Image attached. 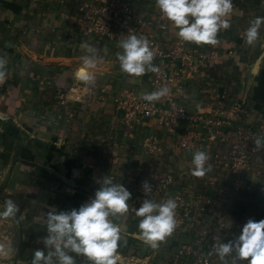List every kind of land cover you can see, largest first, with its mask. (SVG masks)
Masks as SVG:
<instances>
[{"label": "crops", "instance_id": "1", "mask_svg": "<svg viewBox=\"0 0 264 264\" xmlns=\"http://www.w3.org/2000/svg\"><path fill=\"white\" fill-rule=\"evenodd\" d=\"M85 1L0 0V57L8 62L6 77L0 81V189L5 193L4 197L0 195V204L9 199V195L21 194L25 204L22 207L18 206L19 218L27 219L34 225L31 234L37 231L50 235L47 230V219L50 212H71L73 209L79 210L80 206L90 203L95 198V193L88 186L90 179L86 154H79L76 148L72 151L65 148L67 140L65 124H72L75 118L79 120L83 133L78 137L75 146L85 142L89 150L99 151L102 149L101 145L104 144L106 136L89 133L90 140H87L84 137V131L93 118L103 113L110 119L111 124L117 123L121 127H115L114 131L109 134V138H113V144L109 146L108 152L117 156V162L107 170L104 178L113 175V181L121 183L131 193L128 201L129 211L118 219L113 218L114 223L121 228V235L125 239L122 242L126 241V246L120 244L118 248V261L122 262L132 256L134 263L137 261L140 263L142 258L138 256L140 251L137 250L138 246L135 242H137V237L140 238L138 224L141 218L137 217L135 212L139 207L137 204L148 198L146 196L138 198L135 195L137 186L135 182L139 168L142 167L147 156L139 148L137 149L135 144L122 146L120 144V135L124 130V124L122 125L117 110L120 95L116 91H111L112 99L107 102L99 100L96 94L87 98L85 102L79 99L61 102L62 96H66L73 84L76 82L84 84L77 79L75 73L82 66V58L88 54L82 47L85 42L98 49L97 67L89 70L94 74L95 80L102 83L110 76L117 75L119 80L125 81L126 87L138 88L140 86L139 77L121 71L116 53L122 49L118 47L116 41H110L108 36L90 40L80 35L76 38L77 34L73 30L83 15L81 4ZM138 1L140 2L139 14L148 18L157 17V27L153 31L156 30L161 35V40L167 48H173L182 41L177 35L178 29L174 24L166 18L160 19L158 12L161 11L155 0H151L154 5L149 8L148 1L150 0ZM254 9L260 13V17H264V0H242L237 8H232L231 14L226 17L230 20L231 27L218 32V42L215 45H197L186 42L188 45H194L208 57L207 62L204 65L200 64L196 72L184 81L189 100L179 96L180 101L186 100L189 108L208 109L211 108V102L214 100L212 95L217 93L213 91V86L215 87L217 82L219 91L227 94L224 80L230 79V85L235 92L227 102L225 95L223 110L230 109L237 104L244 107L241 116L240 110H237V118H234L233 124L240 130L252 128L255 131L247 147L251 169L258 166L264 167V163H254L251 159L256 152L264 153V148L256 149L254 144L256 136L264 134V47H262L264 26L261 27L260 36L254 45H248L244 39V33L250 21L254 19L247 14ZM164 22H167L166 27L161 29ZM119 31L124 38L127 31L123 28ZM67 96L71 97V94L68 93ZM62 104L68 105L67 109L60 108ZM62 128L63 131L60 132ZM140 129V132H143L144 128L140 126ZM170 155L171 153L168 154ZM175 161L178 164L177 170H179L177 176L181 175L187 165L194 167L191 162L181 163L177 159ZM165 166L167 177L174 180L176 168L168 164ZM257 171L253 169V172H250L251 178H248L247 182L245 180L238 182L234 179L239 178L238 174V176L231 175L230 179L223 184L224 187L234 188L236 184L234 182L239 183L238 193L227 195L230 206L233 205V211L231 207V210L221 211L222 206H220L214 209L211 215H207L205 208L201 209L204 206L202 197L195 190L198 198L195 204L200 209L199 212L205 215L199 217L206 219L210 216L215 224L218 221L216 226L222 232L221 237H218L219 243L235 241L249 218L255 221L264 219V181L260 190L252 191L258 179L259 172ZM230 180H234L231 185ZM211 187L214 188V185L212 184ZM179 188H189L187 179L180 183ZM242 188L249 190L248 194L242 193ZM186 192L191 193V191L186 189L184 192L186 202L190 203L191 194L187 195ZM219 198L217 195V200ZM227 200L221 203H226ZM256 202L258 208L254 216L242 217L245 206H252ZM238 215L243 218L241 221L238 220ZM222 219L224 222H221ZM212 221H208V224L206 221L199 220L194 229L200 234L214 227ZM186 224L184 222L179 227H175L176 230L172 235L167 237L165 242L160 243L151 264H160V247L171 242L170 237L175 234L177 237L181 233V235L187 233L188 230H184ZM26 232H20L18 240L15 239L12 242V249L4 256L6 264H9L8 258L12 251L14 253L11 258L12 264L28 263L17 256L20 241L31 236V234H25ZM126 248L134 252H129ZM234 255L235 253H232L229 258L227 257L229 262ZM83 260L86 262L87 258L78 256L76 263ZM161 264L166 263L161 261ZM237 264H247V261H238Z\"/></svg>", "mask_w": 264, "mask_h": 264}, {"label": "clouds", "instance_id": "2", "mask_svg": "<svg viewBox=\"0 0 264 264\" xmlns=\"http://www.w3.org/2000/svg\"><path fill=\"white\" fill-rule=\"evenodd\" d=\"M155 2L163 17L174 24L178 29L177 35L185 42L215 45L218 42V32L231 27L230 20L226 17L232 12V0H155ZM262 26L264 17H255L250 21L244 33L248 45L257 42ZM82 47L88 54L82 58V66L75 75L80 81L89 84L95 79L89 70L97 67L98 49L87 42ZM118 47L122 49L116 53L122 72L139 77L147 72L158 71L153 64L154 52L146 38L129 34L119 40ZM7 63L5 58L0 57V81L6 77ZM168 91L167 87H161L151 93H141V99L156 102L165 97ZM254 144L256 149L264 148V134L257 135ZM209 159L206 152L195 151L192 174L203 177L210 171L211 165L207 164ZM143 190L147 195L152 191L147 181L143 184ZM130 197L131 193L121 183H116L110 176H106L90 203L71 212H50L47 219V230L50 235L44 239L50 250L47 254L43 250H35L31 264H54L53 257L57 258L58 264H76V260L68 254L69 252L86 257L91 264H118V248L122 235L121 228L114 223L113 218L118 219L129 211ZM177 207L176 200L172 198L162 202L151 199L142 201L135 215L141 218L138 228L140 238L146 245L157 249L160 242L172 235L177 224L175 218ZM18 213L17 203L7 199L4 201L3 211H0V218L16 219ZM22 216L21 213V218ZM214 253L219 257L221 264H229L227 257L232 253L235 255L231 264H237L238 261L264 264V219L255 221L249 218L235 241L230 240L228 243L217 241Z\"/></svg>", "mask_w": 264, "mask_h": 264}, {"label": "built area", "instance_id": "3", "mask_svg": "<svg viewBox=\"0 0 264 264\" xmlns=\"http://www.w3.org/2000/svg\"><path fill=\"white\" fill-rule=\"evenodd\" d=\"M241 1L232 0L233 8H237ZM139 4L138 0H86L81 4L83 15L77 21L73 32L77 34L76 38L79 37L78 35L87 40L108 36L110 41L117 43L123 38L119 31L121 28L127 31L126 36L129 34L142 36L150 42V48L155 55L153 64L158 71L147 72L139 76L140 86L138 88L126 87L125 81L119 80L117 75L110 76L102 83L95 79L89 84L76 82L69 88L66 96H62L61 102L75 99L85 102L94 94L99 100L107 102L112 99L110 92L116 91L120 95L117 110L119 116L122 117V124L127 127V135L130 139H134L136 147L147 157L151 156L153 161L161 158L166 145L172 148L177 146L178 150L182 146L187 153L192 152L196 147H200L201 150H206L210 161L213 156V148L219 142L234 136L240 141L235 142L223 161L225 160V166H232L233 170V165L236 169H244L248 166L249 160L246 141L252 139L255 131L252 128L240 130L231 124L234 118H237L236 112L239 110L237 109L239 104L233 106L230 113L228 110H223L224 94L219 91L216 82L213 91H217V93L212 95L214 100L211 102V114L202 107L189 108L186 104V100L189 98L184 87V81L196 72L200 64L204 65L207 62L208 56L200 52L194 45H188L185 41H180L173 48H167L161 40V35L156 30L153 31L157 27V17L148 18L139 14ZM158 15L161 16L160 19L164 18L161 12H158ZM166 23L164 22L161 29L166 27ZM161 87H167L169 91L159 101L148 102L141 99V93H151ZM68 93L71 94V97L67 96ZM108 93L109 96L107 97ZM180 95L186 99L184 102L180 101ZM226 118L232 120H226ZM227 122L234 128L230 134L226 131L227 134H223L220 129ZM138 126L144 128L143 132L136 131ZM176 138H179L181 142H177ZM206 138H209L211 142L207 143ZM218 156L215 154L213 158L217 160ZM139 169L141 171V168ZM110 177L114 178L113 175ZM242 177L239 176L238 179H234L243 182ZM145 181L149 183L152 189L151 194L147 196L148 198L153 197V195H161V202L168 198L176 200L177 205L179 202L181 204L186 202L184 191L175 190L172 187V178H160L157 171L151 172L148 179L141 180L136 186L135 195L138 198L143 196L142 194H146L143 190ZM201 209L203 210L204 206ZM184 222L188 224L184 230L195 227L192 226L194 221L188 211L182 216V223ZM209 231L211 228L200 234ZM190 248L191 244L188 246V249ZM180 252H183V249ZM204 262V264H210L208 256L205 257Z\"/></svg>", "mask_w": 264, "mask_h": 264}, {"label": "trees", "instance_id": "4", "mask_svg": "<svg viewBox=\"0 0 264 264\" xmlns=\"http://www.w3.org/2000/svg\"><path fill=\"white\" fill-rule=\"evenodd\" d=\"M219 76V75H218ZM224 84L227 86V94H224V98L226 95L225 101L227 102L229 98L231 97L232 93H234L233 87L230 85V79L227 78L224 80ZM60 108L67 109L68 105L62 104L59 106ZM75 108H77L75 106ZM78 109V108H77ZM67 127H65L67 130V140L65 144V148L68 151H72L74 148H76L79 152L86 154V163L89 164L88 169V177L89 182L88 186L90 190L94 193H96L97 190L101 187V183L104 179V175L106 174L107 170L116 163V158L114 154H111L108 152L109 146L113 144V138H109L110 132L114 131L115 127L121 128L117 123L111 124L110 119L105 116L103 113H99L95 118H93L87 125L86 129L84 131V137L87 140L89 139V133L94 135H100L103 134L106 136V140L104 141V144H102V149L99 151H91L86 147V143H78V146H75L77 143L78 137H80L83 133L80 127L79 120L73 119L72 124L66 123ZM123 125V124H122ZM57 126V125H56ZM123 128L125 126L123 125ZM136 131H141L140 126L136 129ZM234 137V136H233ZM236 141H240L234 138H229L227 140L219 142V144L213 148V151H216L217 153H220L222 155H228L229 150H231L235 144ZM246 146L248 147L251 140L246 141ZM172 147L169 145L165 146V150L161 156V158L157 161L147 160L145 159V162H143L140 174L136 178L135 185L139 184V182L143 179H147L150 172L152 170H156L159 173L160 178H166L167 172H166V166L165 165H172V167L176 168L175 170V179H172L171 185H173V188H179V185L182 181L192 178H196V182L198 183L197 186H195V190L198 194L201 195L205 212L207 215H211L213 213L212 211L214 209L220 208L219 200H217V193L214 194L213 190L211 189L212 183L214 182L215 185L221 188L223 187V184L227 182V178L231 177V175L238 176V173L233 170L232 167L226 166V169H224L225 165L221 162L219 164H215V166H211V170L207 171L203 177H197L192 174L193 167L187 165L186 169L182 170L181 175L177 176V173L179 170L178 164L176 161L169 160L168 154L171 153ZM215 155V154H214ZM214 155L211 157V160L213 159ZM252 161L255 162H262L264 163V153L263 152H256L252 156ZM214 164V163H213ZM212 165V164H211ZM207 167V166H206ZM217 167V168H216ZM174 168V169H175ZM254 170H258V179L256 180V185L253 187L254 192H257L258 189L260 190L263 186L264 181V167L258 166L257 168L251 169V161L250 158L248 160V166L242 169V175L243 180L246 182L249 181L248 178L250 177V172H253ZM181 176V177H180ZM188 176V178H187ZM168 178V177H167ZM127 189V188H126ZM249 190H245L242 188V193H247ZM225 193V192H223ZM160 196L157 195L155 197H152L151 200L155 202H160ZM9 199H12L15 203H17L18 206H24L25 202L22 200L23 196L21 194L19 195H9ZM18 198V199H16ZM141 202H139L137 205H141ZM221 203V202H220ZM244 203V202H243ZM245 212L242 214V217H245L247 215L254 216L256 213V210L258 208V203H253L252 206L246 205L245 206ZM238 215V220H242L243 218ZM199 231L192 228L189 229L188 232L184 235H178L176 237V234L172 237H170V241L166 245H162L160 247V264L161 261L165 262L166 264H204V259L206 256L209 257V263L210 264H219L221 262L219 260V257L214 253V246L216 245L218 241V237H221V231L217 226L214 225L212 227L211 231L199 234ZM48 233H38L35 231L31 236H29L28 239H23L19 243V248L17 252V256L20 260H25L28 263L31 264V260L33 257V253L35 250H43L45 251V254H47V251H49V247L45 245L44 239L48 237ZM199 242V243H198ZM189 244H191V248L188 249ZM130 245V243H128ZM185 245V248H183ZM183 252H180V250ZM186 249V250H185ZM54 250V249H53ZM134 252V251H133ZM69 255H72L74 259L76 260L78 256H76L75 253L69 252ZM54 264H58L57 258L53 257Z\"/></svg>", "mask_w": 264, "mask_h": 264}, {"label": "rangeland", "instance_id": "5", "mask_svg": "<svg viewBox=\"0 0 264 264\" xmlns=\"http://www.w3.org/2000/svg\"><path fill=\"white\" fill-rule=\"evenodd\" d=\"M154 5V3H153V1H148V8H149V6H153ZM239 5H240V3H239ZM248 16H252L253 18H255V17H260V13H257L256 12V10L254 9V10H252L251 11V13H250V11H249V13L247 14ZM110 94H111V92H110ZM107 97L109 96V93L106 95ZM102 101V100H101ZM103 102V101H102ZM105 102V101H104ZM236 102V101H235ZM242 105H237V109H239L240 110V116H241V114H242V112H244V107H241ZM233 107V106H232ZM231 107V108H232ZM230 108V109H231ZM193 109H197V108H193ZM230 109H227L228 111H229V113H230ZM206 112L207 113H209V114H211L210 112H211V109L210 108H208L207 110H206ZM121 118L122 117H120V120H121ZM226 120H232L231 118L230 119H228V118H226ZM242 121H243V119H242ZM233 122H234V120L232 121V125H234L233 124ZM231 124H229V122H227L225 125H222V127H221V132L223 133V134H225L226 132L228 133V134H230V132H231V129L232 128H234V127H232V125ZM125 126V125H124ZM63 131V128L62 129H60V132H62ZM226 131V132H225ZM64 133V132H63ZM122 134L120 135L121 136V146L122 145H125V144H135L136 142H135V140L133 139H130L129 138V136L127 135V131H125V129L124 130H122V132H121ZM226 133V134H227ZM181 135H182V133H181ZM231 138V137H230ZM177 139V142H181L180 140H179V138H176ZM206 141H207V143H210L211 141H210V139L208 138H206ZM124 147V146H123ZM180 148L181 149H179L178 150V147L177 146H174L172 149H171V155L169 156V160L171 161V160H173V161H175V159H177V160H179L181 163H184V161H187V162H191L192 163V159H193V154H194V152L195 151H197V150H201V148L200 147H196L192 152H189V153H187L186 151H185V149H184V147H182V146H180ZM138 149V148H137ZM201 151H206V150H201ZM143 153V152H142ZM144 154V153H143ZM184 154L186 155L185 157H184ZM214 154H218L219 156H218V158H217V160L215 159V158H213L212 160H210V161H208L207 162V164H212L211 166H215V164L217 163V164H219V163H221L222 161H223V158L226 156V155H222V154H220V153H217L216 151H213L212 150V155H214ZM146 159V158H145ZM226 159V158H225ZM147 160H152L153 161V159L151 158V156H148L147 157ZM214 163V164H213ZM223 164H225V160L222 162ZM207 164H206V166H207ZM234 166V170L239 174V175H242L243 173H242V170H240V169H236L235 168V165H233ZM230 167H232V166H230ZM217 168V167H216ZM233 168V167H232ZM224 169H226V166L224 167ZM140 170V169H139ZM156 170H152L151 172H155ZM150 172V173H151ZM79 173V172H78ZM78 175V174H77ZM149 177V176H148ZM148 179V178H147ZM196 178H192V179H189L188 180V183H189V188H186L187 190H190L191 191V193L189 192V193H187V195L188 194H191V196H189V198H190V200H191V202L190 203H188V202H185L184 204H181L180 202L178 203V207H177V209H176V221L177 220H179V221H177V224H176V227H179L181 224H182V216H183V214L186 212V211H188V213L191 215V217H192V219H193V221H194V223L192 224V226H196L197 224L196 223H198L199 222V220H203V221H206L207 223H208V221H212L211 220V217L209 216V217H207L206 219L205 218H203V217H199V216H205L203 213H200L199 211H200V209H198L197 208V204H195L196 202V200H198V198H197V195L195 194V186H197V182H196V180H195ZM227 179H230V177L229 178H227ZM232 180V179H231ZM229 181L230 182V185H231V182H234V180L233 181ZM239 182V181H238ZM238 182H234V183H236L235 185H234V188L232 187H218L217 185H215V183L213 182L212 184L214 185V188H211L212 190H213V192H214V194H218L219 195V199H220V201L219 202H222L223 200H227V195L228 194H231V195H233V193L235 194V193H238L237 192V189H238ZM172 187H173V185H172ZM183 190L184 192H185V190L186 189H183V188H175V190ZM135 190H136V187H135ZM182 191V192H183ZM223 192H225V193H223ZM226 192H227V194H226ZM4 192L0 189V195H1V197H4ZM142 194V193H141ZM151 194V193H150ZM149 194V195H150ZM3 195V196H2ZM143 196H140L139 198H142V197H144V196H148L147 194H142ZM152 196V195H151ZM153 197H155V195H153ZM148 198V197H147ZM152 197H149L148 199H151ZM221 199H223V200H221ZM228 201V200H227ZM161 202V201H160ZM4 204V203H3ZM3 204H0V211H3ZM220 206H222V209H221V211H226V210H231V208H232V210L231 211H233V205H231L230 206V202L228 201V202H226V203H220L219 204ZM228 205V206H227ZM229 207V208H228ZM231 207V208H230ZM220 211V212H221ZM230 212V211H229ZM221 214H223V213H221ZM209 218V219H208ZM18 221V222H17ZM181 224H180V223ZM221 222H224V220L222 219V221ZM186 223V222H185ZM212 223L216 226V224H218V221H217V223L215 224L213 221H212ZM209 224V223H208ZM186 226H188V224H186ZM191 226V227H192ZM185 228V227H184ZM212 228V227H211ZM33 229H34V225L32 224V223H29V221L27 220V219H20L19 218V214H17V218L16 219H13V218H0V264H6V261H5V259L6 258H4V256H6L9 252H10V249H12V247H13V244H12V242L16 239V240H18V238H19V234H20V232L22 233V231H27L25 234H31L30 232H33ZM175 230H176V228H175ZM138 239H136L137 240V242H135V245H137L138 246V248H137V250H139L140 252V254H138V256L139 257H141L142 258V260H141V262L139 263L138 261H137V263L136 264H151L152 263V261H153V259H154V257L156 256V250L157 249H152L151 247H149L148 245H146L143 241H142V239L141 238H139V237H137ZM122 240H125L123 237H122ZM122 240L120 241V244H122L123 246H126V243H123L122 242ZM165 242V241H164ZM161 243V242H160ZM160 245V244H159ZM133 247H134V245H133ZM127 250H129L128 248H126ZM128 252V251H127ZM129 252H132V249H130L129 250ZM128 252V253H129ZM13 253V251L11 252V254L9 255V264H12V255L14 254H12ZM133 253V252H132ZM131 258H129V259H124V261H118V262H120V264H135L134 263V257L132 258V256H130ZM137 257V256H136ZM135 257V258H136ZM230 257V255L228 256V258ZM123 260V259H122ZM86 262H84V260L83 261H80L78 264H80L81 262H83V263H81V264H91V262L90 261H88V260H85ZM229 261V260H228ZM76 263V264H77ZM15 264H19V263H15ZM229 264H231V262H229Z\"/></svg>", "mask_w": 264, "mask_h": 264}]
</instances>
